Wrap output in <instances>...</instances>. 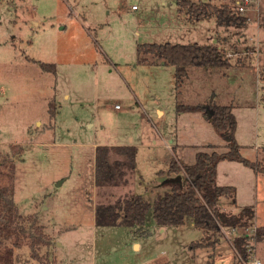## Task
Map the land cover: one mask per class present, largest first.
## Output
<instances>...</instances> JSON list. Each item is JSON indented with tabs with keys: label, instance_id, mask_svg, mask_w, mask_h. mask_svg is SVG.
I'll use <instances>...</instances> for the list:
<instances>
[{
	"label": "rangeland",
	"instance_id": "rangeland-1",
	"mask_svg": "<svg viewBox=\"0 0 264 264\" xmlns=\"http://www.w3.org/2000/svg\"><path fill=\"white\" fill-rule=\"evenodd\" d=\"M177 8L178 0H0V186L13 188L19 211L30 217L27 226L44 225L50 243L39 253L47 264H245L231 230L211 235L212 246L193 248L202 230L191 221L158 224L152 210L136 228L95 221L96 203L132 193L153 200L169 190V174L158 172L171 160L191 164L212 144L226 149L204 112L177 111L178 104H232L242 154L264 161V0L248 5L243 26H220L214 15L193 22ZM219 37L232 64L191 65L181 87L174 65L138 61L141 42ZM124 144L137 146L125 195L120 186L95 183L96 146ZM258 176L250 186L232 173L236 196L223 195L218 204L232 212L253 205L249 225L261 226L264 175ZM186 183L185 177L181 189ZM251 244L252 257L264 264V240ZM14 264L41 263L23 245Z\"/></svg>",
	"mask_w": 264,
	"mask_h": 264
},
{
	"label": "trees",
	"instance_id": "trees-1",
	"mask_svg": "<svg viewBox=\"0 0 264 264\" xmlns=\"http://www.w3.org/2000/svg\"><path fill=\"white\" fill-rule=\"evenodd\" d=\"M178 12L185 13L191 21H198L205 16L214 15L220 26H243L249 21L246 14L237 12L228 3L217 4L211 0L195 2L178 0ZM138 61L153 63L156 59L176 68V84L181 87L189 75V66L229 67L231 55L219 42H141L137 44ZM248 54L246 55V57ZM238 62L245 63L243 60ZM43 69L56 71L53 63L40 62ZM264 79V71H261ZM264 93V92H263ZM51 114L55 112L50 107ZM177 111H202L226 138V149L219 151L215 145L211 150H199L191 164H184L179 159L171 160L164 173H184L186 187L181 189L180 179L168 183L169 190L158 195L153 202L142 194H132L117 199L115 202L96 204L95 221L97 225H123L132 228L142 226L147 213L152 210L153 218L161 225H183L191 221L203 231L204 237L191 243V247L212 246L216 243L211 235L223 234L222 227L249 226L255 217L253 205L242 207L237 212L221 209L218 201L221 196H236L233 185H220L216 181L217 166L220 161H238L264 175V161L252 160L241 152V145L235 138L237 121L232 104L209 106L198 104H178ZM18 145V144H14ZM137 147L134 145H98L95 152V183L99 187L120 186L129 183L136 168ZM113 155H117L113 158ZM0 264H14L15 249L28 245L31 257L41 264L50 263L39 251L50 243V235L44 231V225L36 220L27 226L30 217L19 211L14 198L13 188L0 186ZM217 237V236H216ZM256 242L264 240V225L257 226L253 235ZM249 236H236L232 244L242 258H248L247 243Z\"/></svg>",
	"mask_w": 264,
	"mask_h": 264
},
{
	"label": "crops",
	"instance_id": "crops-1",
	"mask_svg": "<svg viewBox=\"0 0 264 264\" xmlns=\"http://www.w3.org/2000/svg\"><path fill=\"white\" fill-rule=\"evenodd\" d=\"M248 16V15H247ZM249 17V16H248ZM214 41H216V42H219V44H220V47H222V48H225V47H227L226 46V44H225V42H226V39H224V37H219V38H217L216 40H214ZM214 41H211V42H214ZM237 45V44H236ZM247 46H249V45H247ZM226 49V48H225ZM250 51H255V48L254 47H251V49H250ZM231 56L233 55L231 52H230V50H228L227 51ZM163 63V62H162ZM165 64V63H164ZM159 111H160V113H162V110L161 109H159ZM195 112V111H194ZM199 112H201V111H199ZM220 145L222 144V143H219ZM124 145H131V144H124ZM215 145V144H214ZM109 146H114V145H109ZM134 146H136V145H134ZM97 147V146H96ZM137 147V146H136ZM95 152H96V149H95ZM195 160V159H194ZM171 162V161H170ZM194 162V161H193ZM240 164L241 165H243L241 162H238V161H229V160H223V161H220L219 163H218V166H217V177H216V181H217V183L218 184H220V185H233V186H235V188H236V190H237V187H236V181H234L233 179H230L231 178V174L232 173H236V175L238 176V178L239 179H241L243 182H247V183H249L250 184V186L252 185V183L254 182L253 180L254 179H258L259 178V176H258V174L259 173H257L255 170H253V169H251V170H248L247 168H245V169H243V168H241V166H240ZM244 167H247V166H245L244 165ZM169 168V167H168ZM167 168V169H168ZM227 168H229L228 170H226ZM167 169H161L158 173H164V170L166 171ZM247 169V170H246ZM238 172H242V174H238ZM134 175V174H133ZM183 175V176H182ZM169 176H170V178L168 179V181L166 182V183H169L170 181H172V180H177V179H180L181 181H183L184 179H185V177L186 176H184V173H179V174H175V173H173V174H169ZM187 178V177H186ZM140 180V179H139ZM130 181V180H129ZM141 181V180H140ZM140 181H139V183H140ZM131 181L129 182V184H127V185H120V190H121V187L123 188V191H126L125 193H123L124 195L126 194V193H128V188L130 187V185H131ZM141 183H143L142 181H141ZM97 187H99V186H97ZM114 188H115V186H113ZM167 187H168V185H167ZM147 188V187H146ZM116 189V188H115ZM117 190V189H116ZM152 191H153V189H151ZM132 194H134V193H132ZM131 194V195H132ZM138 194H140V193H138ZM160 195V194H159ZM145 198H147V197H145ZM147 199H149L151 202H153L155 199H153V200H151L150 198H147ZM96 204H98V203H96ZM95 209H96V205H95ZM256 211V210H255ZM255 215H256V213H255ZM231 243H232V241H231ZM135 244V246L137 247V248H139L140 247V242H135L134 243ZM233 245V244H232ZM234 247V246H233ZM235 249V248H234ZM236 251V250H235ZM237 253V252H236ZM237 255H238V257H239V254L237 253ZM239 259H240V257H239ZM241 260V259H240Z\"/></svg>",
	"mask_w": 264,
	"mask_h": 264
},
{
	"label": "built area",
	"instance_id": "built-area-1",
	"mask_svg": "<svg viewBox=\"0 0 264 264\" xmlns=\"http://www.w3.org/2000/svg\"><path fill=\"white\" fill-rule=\"evenodd\" d=\"M252 2H253V0H234L233 6L237 10V12L245 14V12L248 8V5ZM256 228H257L256 225H249V226H245V227H238V226L222 227L223 235L227 233L226 230H231L232 232L236 233V236H249L250 237V241L246 245L248 253H249L247 260H244L241 257V255L239 254L240 259L244 260L243 262L245 264H263L261 259L252 257V255L255 252V247L253 246V244H251V240L256 241L253 237V235L255 234ZM242 229H243V231H241ZM231 241H232V239H231Z\"/></svg>",
	"mask_w": 264,
	"mask_h": 264
}]
</instances>
